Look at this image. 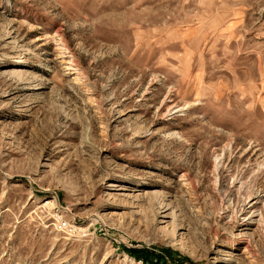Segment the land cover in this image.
I'll list each match as a JSON object with an SVG mask.
<instances>
[{
  "label": "rangeland",
  "instance_id": "rangeland-1",
  "mask_svg": "<svg viewBox=\"0 0 264 264\" xmlns=\"http://www.w3.org/2000/svg\"><path fill=\"white\" fill-rule=\"evenodd\" d=\"M0 264H264V0H0Z\"/></svg>",
  "mask_w": 264,
  "mask_h": 264
},
{
  "label": "built area",
  "instance_id": "built-area-1",
  "mask_svg": "<svg viewBox=\"0 0 264 264\" xmlns=\"http://www.w3.org/2000/svg\"><path fill=\"white\" fill-rule=\"evenodd\" d=\"M57 226L61 229V230H64V229H66V227H67V222L66 221H64V220H58L57 221Z\"/></svg>",
  "mask_w": 264,
  "mask_h": 264
},
{
  "label": "bare ground",
  "instance_id": "bare-ground-1",
  "mask_svg": "<svg viewBox=\"0 0 264 264\" xmlns=\"http://www.w3.org/2000/svg\"><path fill=\"white\" fill-rule=\"evenodd\" d=\"M77 230H82L83 228L82 227H80V226H76L75 227Z\"/></svg>",
  "mask_w": 264,
  "mask_h": 264
}]
</instances>
